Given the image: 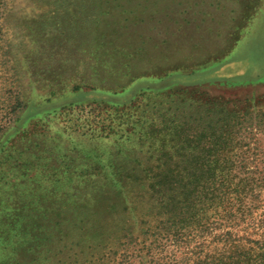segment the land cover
I'll use <instances>...</instances> for the list:
<instances>
[{
  "label": "rangeland",
  "instance_id": "1",
  "mask_svg": "<svg viewBox=\"0 0 264 264\" xmlns=\"http://www.w3.org/2000/svg\"><path fill=\"white\" fill-rule=\"evenodd\" d=\"M141 95L245 114L239 143L264 172V0H0V264L40 256L80 171L113 159L115 135L83 134L76 107Z\"/></svg>",
  "mask_w": 264,
  "mask_h": 264
},
{
  "label": "trees",
  "instance_id": "2",
  "mask_svg": "<svg viewBox=\"0 0 264 264\" xmlns=\"http://www.w3.org/2000/svg\"><path fill=\"white\" fill-rule=\"evenodd\" d=\"M144 99L76 107L83 134L119 146L80 171L75 205L41 228L26 264H264V172L239 143L245 114L212 98Z\"/></svg>",
  "mask_w": 264,
  "mask_h": 264
},
{
  "label": "bare ground",
  "instance_id": "3",
  "mask_svg": "<svg viewBox=\"0 0 264 264\" xmlns=\"http://www.w3.org/2000/svg\"><path fill=\"white\" fill-rule=\"evenodd\" d=\"M258 87V86H257ZM258 90L260 89L259 87L257 88Z\"/></svg>",
  "mask_w": 264,
  "mask_h": 264
}]
</instances>
